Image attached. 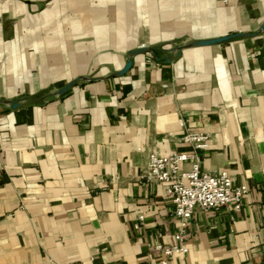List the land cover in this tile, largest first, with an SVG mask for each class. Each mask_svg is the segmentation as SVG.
I'll use <instances>...</instances> for the list:
<instances>
[{"label": "crops", "instance_id": "obj_1", "mask_svg": "<svg viewBox=\"0 0 264 264\" xmlns=\"http://www.w3.org/2000/svg\"><path fill=\"white\" fill-rule=\"evenodd\" d=\"M190 132L249 192L180 240ZM0 264H264V0H0Z\"/></svg>", "mask_w": 264, "mask_h": 264}, {"label": "built area", "instance_id": "obj_2", "mask_svg": "<svg viewBox=\"0 0 264 264\" xmlns=\"http://www.w3.org/2000/svg\"><path fill=\"white\" fill-rule=\"evenodd\" d=\"M154 56L150 50V58ZM183 140L191 146L189 152H174L168 155L151 153L147 157L142 175L150 181L162 183L172 204V214L178 220L180 230L177 238L188 237L187 225L193 214L200 211H217L225 206L240 209L248 195L246 183L235 184L227 168L208 172L201 169V153L207 147V136L200 132H190ZM190 164L186 167V164ZM142 218V216H140ZM165 263L180 246H157Z\"/></svg>", "mask_w": 264, "mask_h": 264}]
</instances>
